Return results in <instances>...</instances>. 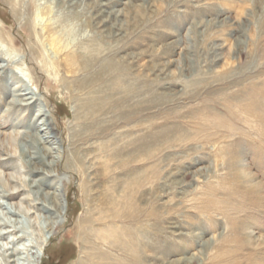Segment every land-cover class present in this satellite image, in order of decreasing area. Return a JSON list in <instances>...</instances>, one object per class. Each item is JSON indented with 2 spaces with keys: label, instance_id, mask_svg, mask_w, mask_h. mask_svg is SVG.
<instances>
[{
  "label": "rangeland",
  "instance_id": "1",
  "mask_svg": "<svg viewBox=\"0 0 264 264\" xmlns=\"http://www.w3.org/2000/svg\"><path fill=\"white\" fill-rule=\"evenodd\" d=\"M109 262L264 264V0H0V264Z\"/></svg>",
  "mask_w": 264,
  "mask_h": 264
},
{
  "label": "bare ground",
  "instance_id": "2",
  "mask_svg": "<svg viewBox=\"0 0 264 264\" xmlns=\"http://www.w3.org/2000/svg\"><path fill=\"white\" fill-rule=\"evenodd\" d=\"M72 47V46H71ZM72 54H74V53H72ZM75 55V54H74ZM73 57V56H72ZM72 57H70L69 56V60L72 62ZM90 57V56H89ZM27 94H24V96H26ZM29 95V94H28ZM23 96V95H22ZM29 99V98H28ZM28 99H24L25 101H28ZM23 100V101H24ZM32 100V99H31ZM31 102V101H30ZM32 103V102H31ZM30 103V104H31ZM45 115V114H44ZM35 128V127H34ZM32 129H33V127H32ZM45 129H41L40 130V132H43ZM31 131V130H30ZM39 134V133H38ZM40 135V134H39ZM38 135V136H39ZM56 136V135H55ZM40 137V136H39ZM38 138V137H37ZM40 139H41V141H38V139L37 140H35V141H33V143H32V145H36V147H38L39 148V145H41V144H43L44 142H46L43 138H41L40 137ZM39 142V143H38ZM27 151V150H26ZM38 154V153H37ZM52 153H51V150H49L48 149V152H47V156L48 155H51ZM34 157V156H33ZM37 157V156H36ZM35 158V157H34ZM256 188V187H255ZM62 202H63V204H62ZM46 203V202H45ZM65 206H64V201H61L60 199H58L57 198V200H56V204L54 205V208H55V210H62V211H64V208ZM90 226H88V227H86V229L85 230H87L86 232H87V235H88V237H93L94 239H97V240H104V239H109V238H115V237H119L120 235V231H119V229H115V230H113V229H107V230H105V231H101L100 229L98 230V229H95L96 227L94 226V224H95V222H97V220L96 219H94V220H91L90 219ZM91 232H94V234H92ZM110 247H112L111 245H110ZM113 248H119V247H117V245H114V247ZM120 249V248H119ZM137 249V248H136ZM120 251L121 252H123L124 254H128L129 252L130 253H137V252H139L138 250L136 251L134 248H131V250H129V252L128 251H125L124 249H120ZM14 254H15V252H14ZM14 254H12V256L14 255ZM95 255L96 256H103V258H104V260H107V262L110 260H113V259H115L113 256H116V255H112V257L111 256H109L108 254H104L103 255V253H100V252H98V251H95V253H94V257H95ZM97 258V257H96ZM190 258V257H189ZM117 260V259H116ZM119 261V260H118ZM115 263V262H114ZM19 264V263H18ZM108 264V263H107ZM109 264H110V262H109ZM119 264V263H118Z\"/></svg>",
  "mask_w": 264,
  "mask_h": 264
}]
</instances>
